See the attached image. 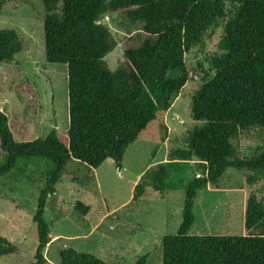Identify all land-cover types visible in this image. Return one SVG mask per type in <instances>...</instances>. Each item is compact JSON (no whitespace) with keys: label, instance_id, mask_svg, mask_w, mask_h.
I'll list each match as a JSON object with an SVG mask.
<instances>
[{"label":"trees","instance_id":"obj_1","mask_svg":"<svg viewBox=\"0 0 264 264\" xmlns=\"http://www.w3.org/2000/svg\"><path fill=\"white\" fill-rule=\"evenodd\" d=\"M4 0H0V7ZM43 40L48 64L65 66L68 128L64 137L51 130L44 138L15 141L0 110V177L19 160L52 163L32 217L37 247L34 264H46L50 242L44 210L65 176L69 162L97 169L106 160L120 170L124 153L146 127L170 109L188 81L185 55L199 46L207 31L224 22L217 50L209 58L213 75L192 96L187 148L170 152L167 163L148 169L133 189L139 201L147 189L158 194L174 189L170 171L177 161H196L201 172L184 186L181 222L176 234L161 238V264H264V205L248 191L243 236L190 235L193 205L199 190L215 185L228 169L245 175L249 190L264 180V150L240 158L232 141L254 128L264 129V0H41ZM58 4L60 6L58 7ZM116 15L127 25L123 62L109 68L105 57L117 46L102 21ZM133 29L134 32H131ZM17 33L0 30V63L11 62L20 47ZM165 137L161 140L164 141ZM77 209L89 211L80 203ZM259 230V233L250 232ZM16 247L0 236V257ZM59 264H110L70 249ZM142 256L134 264H145Z\"/></svg>","mask_w":264,"mask_h":264},{"label":"rangeland","instance_id":"obj_2","mask_svg":"<svg viewBox=\"0 0 264 264\" xmlns=\"http://www.w3.org/2000/svg\"><path fill=\"white\" fill-rule=\"evenodd\" d=\"M44 14L41 0H4L0 7V30H14L20 39L18 54L11 62L0 63V110L17 142L44 138L51 130L64 137L68 128L66 69L45 60ZM102 21L117 41L105 57L109 68L115 69L123 62L122 43L128 27L116 15ZM223 25L208 30L202 43L185 55L187 83L173 98L170 109L128 146L120 170L109 159L97 169L77 161L68 163L44 210L50 237L43 252L46 264H59L60 252L67 249L92 254L110 264H134L142 256H146L145 264L162 263L161 238L177 233L184 186L201 172L194 158L177 161L169 177L174 189L163 194L147 189L137 202L132 201L133 189L148 169L167 163L172 150L187 148L188 133L199 125L191 118L192 96L213 75L209 58L217 50ZM232 143L240 158L253 156L264 150V129L240 134ZM51 168L48 160L30 158L19 160L10 174L0 177V236L16 247L14 254L0 257V264L35 263L37 233L32 217L42 175ZM251 190L264 205V180L247 190L242 172L226 170L217 184L198 191L189 234L246 235L240 209ZM78 203L89 207L86 215L77 209Z\"/></svg>","mask_w":264,"mask_h":264},{"label":"crops","instance_id":"obj_3","mask_svg":"<svg viewBox=\"0 0 264 264\" xmlns=\"http://www.w3.org/2000/svg\"><path fill=\"white\" fill-rule=\"evenodd\" d=\"M207 187H209V185H208ZM240 190H241V189H240ZM243 206H244V207H243ZM245 207H246V204H244L243 201H242V203H241V209H240V220H241L243 226H244V216H245V214H246V213H245ZM245 233L248 234V232H246V230H245Z\"/></svg>","mask_w":264,"mask_h":264}]
</instances>
